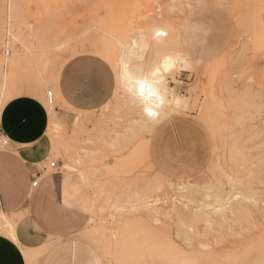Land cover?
Wrapping results in <instances>:
<instances>
[{
  "label": "rangeland",
  "instance_id": "1",
  "mask_svg": "<svg viewBox=\"0 0 264 264\" xmlns=\"http://www.w3.org/2000/svg\"><path fill=\"white\" fill-rule=\"evenodd\" d=\"M78 55L115 73L95 112L53 90ZM19 94L41 95L63 204L106 264H264V0H0V110ZM174 119L208 139L196 176L149 159Z\"/></svg>",
  "mask_w": 264,
  "mask_h": 264
},
{
  "label": "crops",
  "instance_id": "2",
  "mask_svg": "<svg viewBox=\"0 0 264 264\" xmlns=\"http://www.w3.org/2000/svg\"><path fill=\"white\" fill-rule=\"evenodd\" d=\"M115 88L112 67L94 55L66 61L53 83L59 105L80 113L104 107ZM48 120L41 95L19 94L1 107L0 135L8 145L0 151V216L10 224L0 231V264H106L79 235L82 215L63 204L64 177L57 165L50 167ZM208 152L198 124L174 119L152 137L149 159L163 176L188 178L206 168Z\"/></svg>",
  "mask_w": 264,
  "mask_h": 264
},
{
  "label": "bare ground",
  "instance_id": "3",
  "mask_svg": "<svg viewBox=\"0 0 264 264\" xmlns=\"http://www.w3.org/2000/svg\"><path fill=\"white\" fill-rule=\"evenodd\" d=\"M3 80H5V77L3 78ZM148 89L144 88V91L141 93V96L143 95L144 96H155V95H152V93H155L156 94V89L154 87H150L149 90L147 91ZM48 103V101H47ZM50 105V104H49ZM50 110L53 111V106H49ZM51 117H53V115H51ZM9 221L4 218L3 216H0V229L2 230L4 227H8L9 226ZM3 225V226H2ZM2 226V227H1Z\"/></svg>",
  "mask_w": 264,
  "mask_h": 264
},
{
  "label": "built area",
  "instance_id": "4",
  "mask_svg": "<svg viewBox=\"0 0 264 264\" xmlns=\"http://www.w3.org/2000/svg\"><path fill=\"white\" fill-rule=\"evenodd\" d=\"M46 99L48 101V104L52 105V103H53L52 91H48L46 93ZM7 145H8V140L4 136L0 135V146L1 147H6ZM55 165H56V163H54V162L50 163V167H52V168H54ZM31 185H32V187H35L37 185V180L34 179V181L32 182Z\"/></svg>",
  "mask_w": 264,
  "mask_h": 264
},
{
  "label": "clouds",
  "instance_id": "5",
  "mask_svg": "<svg viewBox=\"0 0 264 264\" xmlns=\"http://www.w3.org/2000/svg\"><path fill=\"white\" fill-rule=\"evenodd\" d=\"M170 67H171V64L170 63H166L164 70L168 71ZM143 91H144V86H143V84H141L140 92L142 93ZM152 95H155V93H152ZM173 103L176 104V105H180L181 101L179 99H176Z\"/></svg>",
  "mask_w": 264,
  "mask_h": 264
},
{
  "label": "snow or ice",
  "instance_id": "6",
  "mask_svg": "<svg viewBox=\"0 0 264 264\" xmlns=\"http://www.w3.org/2000/svg\"><path fill=\"white\" fill-rule=\"evenodd\" d=\"M151 115V113H149Z\"/></svg>",
  "mask_w": 264,
  "mask_h": 264
}]
</instances>
